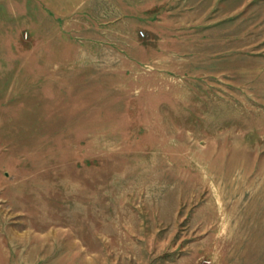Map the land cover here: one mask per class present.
<instances>
[{
  "label": "rangeland",
  "instance_id": "374dc122",
  "mask_svg": "<svg viewBox=\"0 0 264 264\" xmlns=\"http://www.w3.org/2000/svg\"><path fill=\"white\" fill-rule=\"evenodd\" d=\"M0 264H264V0H0Z\"/></svg>",
  "mask_w": 264,
  "mask_h": 264
},
{
  "label": "bare ground",
  "instance_id": "6f19581e",
  "mask_svg": "<svg viewBox=\"0 0 264 264\" xmlns=\"http://www.w3.org/2000/svg\"><path fill=\"white\" fill-rule=\"evenodd\" d=\"M223 149V148H222ZM223 155V154H222Z\"/></svg>",
  "mask_w": 264,
  "mask_h": 264
}]
</instances>
